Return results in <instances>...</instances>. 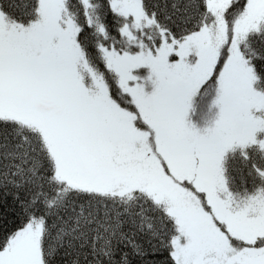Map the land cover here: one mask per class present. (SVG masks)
<instances>
[{
	"label": "snow or ice",
	"instance_id": "obj_1",
	"mask_svg": "<svg viewBox=\"0 0 264 264\" xmlns=\"http://www.w3.org/2000/svg\"><path fill=\"white\" fill-rule=\"evenodd\" d=\"M0 264H264V0H0Z\"/></svg>",
	"mask_w": 264,
	"mask_h": 264
},
{
	"label": "trees",
	"instance_id": "obj_2",
	"mask_svg": "<svg viewBox=\"0 0 264 264\" xmlns=\"http://www.w3.org/2000/svg\"><path fill=\"white\" fill-rule=\"evenodd\" d=\"M13 219H14L13 217L8 218V225H7L8 227L12 226Z\"/></svg>",
	"mask_w": 264,
	"mask_h": 264
}]
</instances>
